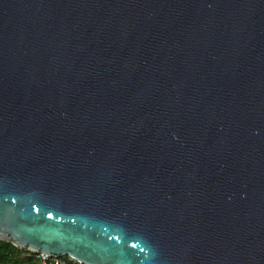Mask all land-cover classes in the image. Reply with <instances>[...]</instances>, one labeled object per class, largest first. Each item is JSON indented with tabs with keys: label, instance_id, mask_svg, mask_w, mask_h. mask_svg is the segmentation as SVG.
I'll use <instances>...</instances> for the list:
<instances>
[{
	"label": "water",
	"instance_id": "obj_1",
	"mask_svg": "<svg viewBox=\"0 0 264 264\" xmlns=\"http://www.w3.org/2000/svg\"><path fill=\"white\" fill-rule=\"evenodd\" d=\"M0 239L264 264V0H0Z\"/></svg>",
	"mask_w": 264,
	"mask_h": 264
},
{
	"label": "trees",
	"instance_id": "obj_2",
	"mask_svg": "<svg viewBox=\"0 0 264 264\" xmlns=\"http://www.w3.org/2000/svg\"><path fill=\"white\" fill-rule=\"evenodd\" d=\"M28 251V253H25ZM0 264H43L37 254L12 240L0 239Z\"/></svg>",
	"mask_w": 264,
	"mask_h": 264
},
{
	"label": "built area",
	"instance_id": "obj_3",
	"mask_svg": "<svg viewBox=\"0 0 264 264\" xmlns=\"http://www.w3.org/2000/svg\"><path fill=\"white\" fill-rule=\"evenodd\" d=\"M29 250L35 252L43 264H85L69 254H51Z\"/></svg>",
	"mask_w": 264,
	"mask_h": 264
},
{
	"label": "rangeland",
	"instance_id": "obj_4",
	"mask_svg": "<svg viewBox=\"0 0 264 264\" xmlns=\"http://www.w3.org/2000/svg\"><path fill=\"white\" fill-rule=\"evenodd\" d=\"M25 253H28V251H25L24 254H25Z\"/></svg>",
	"mask_w": 264,
	"mask_h": 264
}]
</instances>
